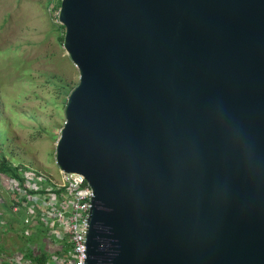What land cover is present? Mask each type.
<instances>
[{
  "label": "water",
  "instance_id": "water-1",
  "mask_svg": "<svg viewBox=\"0 0 264 264\" xmlns=\"http://www.w3.org/2000/svg\"><path fill=\"white\" fill-rule=\"evenodd\" d=\"M58 20L86 264H264V0H60Z\"/></svg>",
  "mask_w": 264,
  "mask_h": 264
},
{
  "label": "rangeland",
  "instance_id": "rangeland-1",
  "mask_svg": "<svg viewBox=\"0 0 264 264\" xmlns=\"http://www.w3.org/2000/svg\"><path fill=\"white\" fill-rule=\"evenodd\" d=\"M59 11L58 0H0V153L10 163L39 171L54 182L62 178L56 145L64 126L66 102L79 81V73L63 48ZM2 176L0 173V216L8 218L12 216L7 211L11 191L6 190ZM25 184L27 190H35V180L29 178ZM22 194L31 205L35 196ZM20 212L26 219L28 208ZM22 223L24 229L29 227L25 220ZM44 227L35 230V237L24 230L27 247L41 242L46 235ZM4 232L13 233L8 222Z\"/></svg>",
  "mask_w": 264,
  "mask_h": 264
},
{
  "label": "built area",
  "instance_id": "built-area-1",
  "mask_svg": "<svg viewBox=\"0 0 264 264\" xmlns=\"http://www.w3.org/2000/svg\"><path fill=\"white\" fill-rule=\"evenodd\" d=\"M60 173L61 182H54L31 168L20 169V179L2 174L1 180L7 181L6 190L11 191L10 211L17 214L23 208H28L25 223L30 227L26 229V235H35L32 230L35 225L45 226L48 240L45 250L48 256L44 264H86V235L94 190L83 174L62 169ZM29 178L35 180V190H27L25 182ZM22 192L35 196L33 201L30 200L31 205L26 203L28 198ZM1 229L4 232L5 223L1 224ZM52 238L60 240L59 244ZM28 247L38 250L35 243ZM21 259H15L14 264H23Z\"/></svg>",
  "mask_w": 264,
  "mask_h": 264
},
{
  "label": "crops",
  "instance_id": "crops-1",
  "mask_svg": "<svg viewBox=\"0 0 264 264\" xmlns=\"http://www.w3.org/2000/svg\"><path fill=\"white\" fill-rule=\"evenodd\" d=\"M2 207H5L6 209L5 204L4 205L2 204ZM7 211H9L10 214H12V216L10 215V217L8 218L3 217L2 214L0 216V264H11V263L14 264V260L21 259L19 258L21 256H23V258L21 259L23 261V264H44V262L43 263L41 262L42 260L41 256L42 255L48 256V253L45 250L48 241L46 235L42 237L40 243H35V247L37 246L38 250L34 249L35 250L34 251L30 249L25 245V240L23 238V235L25 234L24 230L26 231L27 229V228L24 229L22 223L23 220H25V218H23L24 214L21 212L20 215L18 216L13 214L10 211V209H7ZM5 222H8V226H11L13 233L9 232L10 234L7 235L5 234V232H3V230L1 229V224ZM39 228L40 226L35 225L34 228H32V230L35 232V230L38 231ZM5 235L8 236L10 239H12V241L7 240L6 238L4 241ZM31 236L35 237L36 233L35 235H31ZM8 245H11L10 249H8L7 247ZM31 255L32 257H30Z\"/></svg>",
  "mask_w": 264,
  "mask_h": 264
},
{
  "label": "trees",
  "instance_id": "trees-1",
  "mask_svg": "<svg viewBox=\"0 0 264 264\" xmlns=\"http://www.w3.org/2000/svg\"><path fill=\"white\" fill-rule=\"evenodd\" d=\"M58 4L60 7V0H58ZM63 29L64 27L61 26ZM20 169L28 170L30 169L27 166L24 165H14L13 163H10L8 159L6 158L5 154L3 152L0 153V173L5 174L7 176H15L18 177L19 179L22 178L20 174ZM22 180V179H21ZM32 257V255L30 256ZM46 255L42 256L41 262L45 263L46 262Z\"/></svg>",
  "mask_w": 264,
  "mask_h": 264
}]
</instances>
